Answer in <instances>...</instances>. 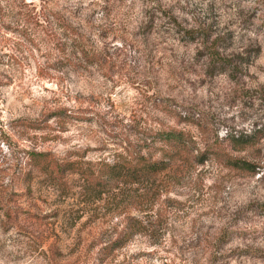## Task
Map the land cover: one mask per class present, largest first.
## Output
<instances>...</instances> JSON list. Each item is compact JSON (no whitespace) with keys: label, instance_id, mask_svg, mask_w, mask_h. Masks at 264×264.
Segmentation results:
<instances>
[{"label":"rangeland","instance_id":"rangeland-1","mask_svg":"<svg viewBox=\"0 0 264 264\" xmlns=\"http://www.w3.org/2000/svg\"><path fill=\"white\" fill-rule=\"evenodd\" d=\"M70 28L102 66L70 64ZM162 131L184 158L101 197L29 165L160 159ZM132 220L145 232L107 255ZM0 264H264V0H0Z\"/></svg>","mask_w":264,"mask_h":264},{"label":"trees","instance_id":"trees-1","mask_svg":"<svg viewBox=\"0 0 264 264\" xmlns=\"http://www.w3.org/2000/svg\"><path fill=\"white\" fill-rule=\"evenodd\" d=\"M69 30L71 34L68 37L70 40L68 46L72 52V57L68 56L70 64L75 65L73 61L77 59L88 66H102L104 64L102 54L89 46L84 40V35L79 31L72 28ZM47 118H55L60 124H63L67 119L78 120L64 110L54 112ZM48 122L29 123L26 127L32 130H45L49 128ZM151 138L152 142L162 143L166 149L160 159H154L153 155H143L136 147L132 146L130 148L126 147L125 155L117 154L112 161L97 163L95 169L91 168V166H94L92 163H82L79 160L73 161L69 157L56 160L49 153L29 152L28 160L31 169L43 176H47L61 187L66 184V176L79 175L85 182L86 195L101 197L122 182L135 184L151 178L168 170L173 160L184 158L183 154L188 142L185 134L176 131H162L156 133L154 137L151 136ZM232 142L240 148H245L251 143L250 140H239L236 138H233ZM142 147L148 148L149 146L143 145ZM197 160L203 161L204 155L198 157ZM227 164L236 169L250 171V165L241 160L232 158L228 160ZM86 165L91 166L87 167ZM30 177L34 179L32 173ZM144 232L145 226L142 222L137 220L130 221L122 229L112 247H107L105 253L107 255L111 254L113 250L125 246L134 237Z\"/></svg>","mask_w":264,"mask_h":264}]
</instances>
